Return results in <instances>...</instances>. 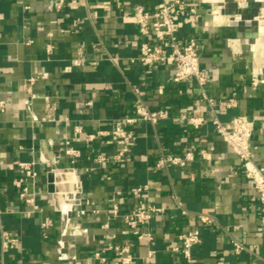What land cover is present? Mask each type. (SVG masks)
Returning a JSON list of instances; mask_svg holds the SVG:
<instances>
[{"label": "crops", "instance_id": "obj_1", "mask_svg": "<svg viewBox=\"0 0 264 264\" xmlns=\"http://www.w3.org/2000/svg\"><path fill=\"white\" fill-rule=\"evenodd\" d=\"M57 1L0 0V102L5 105L0 111V226L19 240L3 250L0 234V264H100L92 260L97 252L108 264H117L108 244H133L132 264H188L170 249L189 231L201 237L192 249L191 264H264L263 206L238 156L213 124L215 116L226 125L238 116L254 121L252 151L264 173V51L259 57L253 52L261 32L254 21L259 4L239 8L232 0L224 5L198 3L197 16L179 19V37L198 41L209 97L217 103L235 101L233 108L216 107L213 113L194 79L176 84L171 67L148 70L131 63L140 44L134 9L141 5L155 10L162 0H64L61 10ZM78 18L84 25L74 33L71 25ZM80 50L87 62L76 67L72 59ZM108 56L118 63L104 61ZM43 72L49 77L37 79L33 104L26 106L28 80ZM135 89L150 109H165L169 118L156 125H134L137 142L124 163L112 160L121 145L108 137L92 145L73 142L82 153V198L90 206L86 217L73 218L61 235L49 187L63 191L67 179L62 172L49 183L47 170L69 167L62 144L72 137L74 126L90 133L111 131L119 120L134 117ZM182 113L205 122L195 129L180 122ZM187 151L194 153V160L186 167L157 168L160 158ZM203 152L212 160L206 161ZM101 156L108 162H97ZM32 160L38 163L42 214L32 213L14 186L22 175L16 163ZM144 185L149 186L147 203L164 210L151 223V244L137 243L120 218L108 220L118 192L117 204L126 214L136 204L131 190ZM199 213L212 215L215 222L201 225ZM45 217L54 220L48 239L41 227ZM106 222L110 228L105 230ZM235 241L245 247L240 254L235 253Z\"/></svg>", "mask_w": 264, "mask_h": 264}, {"label": "built area", "instance_id": "obj_2", "mask_svg": "<svg viewBox=\"0 0 264 264\" xmlns=\"http://www.w3.org/2000/svg\"><path fill=\"white\" fill-rule=\"evenodd\" d=\"M239 8H246L251 2L259 4V12L254 18V21L259 25L264 21V0H232ZM211 0H162L160 7L155 10L148 9L144 6H136L133 16L138 23V33L140 44L138 47V57L131 59L132 64H139L145 69L152 70L159 66H168L172 68V82L179 84L188 79H194L200 89V97L205 101L211 111L216 113V107H220L223 111L229 110L235 106L233 99L222 100L216 102L209 97L206 92V85L209 81L208 75L201 68L200 53L198 51V41L196 38L183 40L179 37V19L185 15L197 16V4L209 3ZM58 10L65 6L64 0H59L55 3ZM218 9H212V14L215 17L220 16ZM84 25L83 19H76L71 25V30L74 33H79ZM61 32H64L61 30ZM52 48H47V53L50 54ZM104 61H109L117 64L118 59L111 56L105 57ZM87 62L85 54L80 50L72 59V64L76 67H82ZM48 73H41L37 77H32L28 80L26 92L28 98L25 101L26 106H32L34 100L33 87L37 79H48ZM256 84V83H255ZM136 98L134 100V117H125L119 120L114 129L111 131H98L96 133L85 132L80 126H74L72 137L63 141L62 151L64 156L69 161V167L65 170H59L52 167L47 170L46 177L52 173L57 175L64 173L67 178V185H75L81 192L73 191H53L49 192L51 199L55 201L57 196L63 197L65 201L74 198L77 203L74 205L70 214L68 224L73 218L82 219L88 213L90 206L89 199H83L82 181L79 174L78 165L82 157L80 150L73 146L74 141H80L86 145H92L97 140L102 138H110L115 143H120V148L112 156V160L116 163H124L127 156L136 145L137 137L132 127L139 122H147L152 125L158 124L160 121L168 119L170 114L165 109L152 110L143 100L140 90L135 89ZM91 104V103H90ZM0 111H5V105L0 102ZM180 122L187 123L198 129L205 122L202 117H193L187 113H182L179 117ZM213 124L218 134L223 141L232 149L238 156L245 177L253 184L257 196L263 206L262 229L264 231V173L257 165L253 151L252 140L255 131V123L246 117H235L229 125L222 123L216 116L213 119ZM202 157L206 161L212 160V155L208 152H203ZM194 160V153L187 151L183 156H166L162 157L157 162V168H166L168 166L186 167ZM97 162H108L106 157H99ZM37 162L18 161L17 168L22 175L14 181V186L19 191V198L27 206L31 208L32 213H44V208L37 203L38 193L36 191L37 180L39 173L36 169ZM85 172H90V168H85ZM149 192V186H137L131 190V194L135 199L134 208L126 214H121L117 198L121 195L118 192L113 198L112 215L108 220L120 218L125 227L131 232L137 243L154 242L155 238L151 230V223L157 214L164 213V210L154 205H150L146 201V194ZM56 213V205L54 206ZM98 214V211H93ZM186 214V211L183 212ZM197 220L201 225L209 226L215 222L212 215L199 213ZM54 226V220L51 217H45L41 227L44 231V238L48 239V231ZM103 229H109L110 224L106 222ZM85 231V230H83ZM0 234L2 240V249L7 250L14 248L19 240L12 237L8 232L4 231L0 226ZM201 243V237L189 231L179 235L170 252L181 255L188 264L192 262V249ZM235 253L240 254L245 247L238 242H234ZM133 244L116 245L108 244L107 251L114 254V261L117 264H132L135 260V255L132 251ZM153 252H150L152 256ZM93 261H98L100 264H108V258L101 252H97L92 257Z\"/></svg>", "mask_w": 264, "mask_h": 264}, {"label": "water", "instance_id": "obj_3", "mask_svg": "<svg viewBox=\"0 0 264 264\" xmlns=\"http://www.w3.org/2000/svg\"><path fill=\"white\" fill-rule=\"evenodd\" d=\"M211 2L224 5L226 0H211ZM54 177L55 175H53L52 173L48 174L47 175L48 182L52 183ZM49 191L53 192V188L51 186L49 187ZM63 191H73L79 194L81 192V189H78L75 185H68ZM55 201H56L55 202L56 209L60 214V218H61V235H64L66 232L70 214L73 210L74 205H76L77 201L74 198L65 201L63 197L60 196H57L55 198Z\"/></svg>", "mask_w": 264, "mask_h": 264}, {"label": "bare ground", "instance_id": "obj_4", "mask_svg": "<svg viewBox=\"0 0 264 264\" xmlns=\"http://www.w3.org/2000/svg\"><path fill=\"white\" fill-rule=\"evenodd\" d=\"M259 26L261 27L260 37L257 40L256 44L253 47V52L255 53L256 57H259L261 51H264V21H262ZM264 60V56H263Z\"/></svg>", "mask_w": 264, "mask_h": 264}, {"label": "rangeland", "instance_id": "obj_5", "mask_svg": "<svg viewBox=\"0 0 264 264\" xmlns=\"http://www.w3.org/2000/svg\"><path fill=\"white\" fill-rule=\"evenodd\" d=\"M257 26L259 27V25L257 24Z\"/></svg>", "mask_w": 264, "mask_h": 264}]
</instances>
